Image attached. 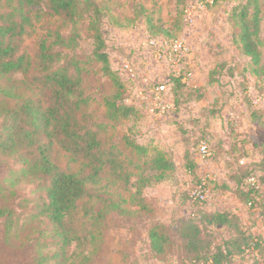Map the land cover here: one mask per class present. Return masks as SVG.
Listing matches in <instances>:
<instances>
[{
	"label": "rangeland",
	"instance_id": "374dc122",
	"mask_svg": "<svg viewBox=\"0 0 264 264\" xmlns=\"http://www.w3.org/2000/svg\"><path fill=\"white\" fill-rule=\"evenodd\" d=\"M94 1L101 11L110 67L123 76L122 98L133 107V114L125 120H107L104 100L114 94L115 88L92 57L93 44L84 23L77 25L74 48H56L61 53L56 67L70 60L84 64L80 89L88 102L82 109V124L101 140V151L112 152L111 156L121 163L112 166L107 162L95 182L87 181L86 195L78 202L75 215L80 221L68 224L76 241L66 249L64 261H55L48 258L56 251L52 245L56 233L40 213L45 199L44 181L23 178L16 158L0 151V207L12 211L9 235L4 233L0 220V264H38L40 255L44 257L41 264H79L81 259L72 257L81 251L89 257L87 264H187L176 234L177 220L209 211L230 212L238 217L235 227L219 229L217 240L212 235L216 229L203 227L211 238L212 249L220 245L221 238L233 240L239 233L264 237L258 211L248 210L235 194L244 171L264 168V110L255 111L251 102L254 96L264 97V71L255 75L248 58L232 41L237 29L231 10L248 0H214L213 6L209 0H188L184 22L181 10L187 0ZM257 1L264 11V0ZM7 8L8 2L0 0V10ZM34 9L38 10L33 13L37 20L16 42L18 53L31 60L36 57L40 37H51L59 31L67 38L71 33V27L49 15L45 6ZM160 34L177 36L185 48V77L191 85L187 92L178 91L175 96L169 93L170 73L177 67L167 57L155 56L161 41L150 37ZM260 50L263 60L264 46ZM156 87L163 89L153 94ZM25 96L38 98L36 90L26 91ZM18 102L6 100L9 106ZM250 108L262 118L258 124L253 122ZM2 124L0 117V132ZM204 135L208 146H213L209 158H200L196 153L198 139ZM126 141L146 148L147 154H137ZM153 150L171 158L175 169L162 182L143 190L148 208L142 210L132 204L131 195L139 167H144ZM48 154L62 171L81 178L89 175L85 162L72 160L59 146L51 145ZM184 154L194 158L195 179L186 172ZM125 174H130L128 183L123 180ZM199 177L210 180L208 201L201 208L187 192ZM113 202L125 212L111 210ZM155 226L170 239L162 254L150 248L148 233ZM226 264H264V254L259 259L233 254Z\"/></svg>",
	"mask_w": 264,
	"mask_h": 264
},
{
	"label": "trees",
	"instance_id": "16d2710c",
	"mask_svg": "<svg viewBox=\"0 0 264 264\" xmlns=\"http://www.w3.org/2000/svg\"><path fill=\"white\" fill-rule=\"evenodd\" d=\"M4 1L8 2V8L6 11L0 10V117L3 118L0 151L16 158L21 165L19 173L23 178L44 181L42 188L45 199L40 213L50 221L57 238L52 244L56 251L48 259L64 261L67 258L66 249L76 241L75 234L71 232L68 224L73 220L80 221L75 215L78 202L86 195L87 181L95 182L107 162L112 166L121 163L115 156H111L112 152L104 154L101 151V140L97 138L96 133L82 124V109L88 102L80 89L84 64L70 60L65 65L56 67V63L61 59V53L56 48L76 46L77 25L80 22L85 24V30L92 41L93 59L101 64L103 74L111 79L115 88L114 94L104 100L107 120L116 122L128 119L134 110L132 106L125 104L122 98L123 76L110 67L107 44L101 29V11L94 0ZM210 1L213 6L215 1ZM187 2L188 0L181 10L182 22ZM42 6L46 7L49 15L58 17L67 27H71V33L64 38L59 31H54L51 36L53 41L50 36L40 37L36 57L31 60L29 56L18 53L16 42L33 27V20H37L33 13L38 10L34 8ZM230 17L237 29L232 41L238 46L239 52L248 58L254 74L258 75L260 71H264V59L262 60L260 50V47L264 46V11L260 9L257 0H248L245 4L233 8ZM150 39L172 43L178 37L160 34ZM186 63L187 59L183 57L177 71L170 73L169 93L172 96L178 91L187 92L191 87L188 81H184ZM70 68H73V73H69ZM15 75H19L20 79L15 80ZM29 90L37 91L36 100L26 98L25 92ZM6 100L20 102L9 106ZM250 111L253 122L258 124L262 118H257L251 108ZM201 141H207L205 135L198 139L197 155ZM51 145L59 146L72 160L85 162L90 169L89 175L81 178L62 171L48 154ZM126 145L142 156L148 152L146 148L132 141H126ZM212 148L213 146L209 147V157L212 155ZM184 161L187 174L195 179L194 158L184 154ZM143 166L139 167L140 172L134 182L136 188L131 195V202L146 210L148 206L142 195L143 190L165 180L174 171L175 166L172 159L159 150H153ZM255 173L259 174L260 183L264 184V168H251L248 172H243V179L241 178L239 190L235 194L238 201L248 210L258 211L264 226V199L258 190L246 183ZM129 176L130 174H125L123 178L126 183L129 182ZM195 182L194 187H197L201 183V177L196 178ZM187 192L191 200L190 190ZM109 207L119 214L125 212L116 202ZM0 220L4 223V233L9 235L11 209L0 207ZM237 223V215L225 211L200 212L199 216L178 219L176 234L187 256V264H226L233 254L251 256L253 250H258L259 256H262L264 237L253 233H239L238 238L233 240L221 238L220 245L212 249L211 238L209 240L204 230L206 228L203 227L216 229L212 235L217 240L220 228L235 227ZM148 240L150 248L156 254H162L170 241L169 236L158 226L149 230ZM78 258L81 259L79 264L88 263L89 257L83 251L72 257ZM38 259L37 263L41 264L44 257L40 255Z\"/></svg>",
	"mask_w": 264,
	"mask_h": 264
},
{
	"label": "built area",
	"instance_id": "2783aa9c",
	"mask_svg": "<svg viewBox=\"0 0 264 264\" xmlns=\"http://www.w3.org/2000/svg\"><path fill=\"white\" fill-rule=\"evenodd\" d=\"M202 1H208V0H202ZM159 50L160 52L158 51L155 52L156 53L155 56L158 59H164L167 57L171 61V63L176 67L180 65V60L186 56L185 48L183 47V44H181V42H179L178 40H175L172 43L161 41ZM184 81L189 82V80H187L186 77H184ZM162 89H163L162 87H156L155 92H153V94L156 92L158 93ZM153 94H151V96ZM153 99L154 101H156V97H153ZM251 102L255 110H264V97L263 96H259V95L254 96ZM198 155L200 158H206L210 156L209 146L205 141L200 142L199 148H198ZM259 177L260 176L258 173L252 174L246 180V183L248 186H250L254 190H258L260 192L261 197L264 199V184L260 183ZM206 181H207V178L202 177L201 183L197 187H192V188L188 187L190 190V198L192 202L197 204L199 208L203 207V205L206 204V202L208 201L209 190L207 189ZM251 256H253L255 259L260 258L258 250H253V253Z\"/></svg>",
	"mask_w": 264,
	"mask_h": 264
}]
</instances>
